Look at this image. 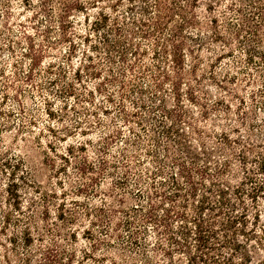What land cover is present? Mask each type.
<instances>
[{
    "label": "rangeland",
    "instance_id": "1",
    "mask_svg": "<svg viewBox=\"0 0 264 264\" xmlns=\"http://www.w3.org/2000/svg\"><path fill=\"white\" fill-rule=\"evenodd\" d=\"M67 1L70 0L60 2L62 9ZM163 1L171 10L163 20L164 27L157 34L160 41L156 45L153 38L140 35L150 26L143 27L137 20L141 18L150 23L154 19L155 0H97L98 8L87 10L93 16L99 10L106 12L110 27L113 26L111 18L118 19L122 28L118 49L125 53L126 62H121L115 55L112 64L107 61L108 49L102 37L108 33L110 38L113 34L108 27L93 32L90 24L94 17L89 16L88 26L81 16L80 20L72 23L80 14L69 11L65 19L68 38H64L56 20L59 10L44 12L37 7L39 1L36 0H32L33 5L25 4L23 0H3L4 4L0 3V68L4 69L3 75L0 74V123H7V127H0V163L4 158L13 163L14 158L11 157H23L27 170L24 172L25 180L28 181L25 184L18 179V170L14 180L18 184L22 204L15 209L4 202L11 168L5 167L0 172V227H3L2 231L0 229V241L5 246L8 247L11 235L20 238L25 217L36 206L38 213L47 208L40 224L55 229V234L42 227V239L38 240L36 228L30 227L33 241L29 251L35 258H40L39 251L34 250L36 246H50L52 237L55 248L59 249L57 260L61 264H109L110 261L118 264H187L193 249L165 257L155 248L156 243L151 237L155 230L145 219H137L142 233L136 245L130 242L127 227H114L112 222H108L111 230L100 231L89 222L95 217L83 214L90 207H109L106 193L112 188H115L117 196L123 194L126 197L123 204L114 206L117 209L114 221L125 217L121 209L134 204L147 205L136 195L134 173L140 174L144 185L146 181L163 179L164 185L158 187L171 193L174 188L168 179L169 173H176L180 183L184 184V178L177 172L175 159H178L191 168L195 181L207 185L213 181L221 187L229 185L243 189L239 200L230 195L236 202V214L243 212L246 215L238 224V233L229 237L233 243H238V249L226 246L222 253L231 259L224 258L231 261L230 264H264V168H259L264 163V106L260 102L264 98V93L260 96V90L264 88V68H255L263 59L254 55L256 63L246 62L242 52L243 47H247L245 41L249 42V49L262 48L249 40L251 37L243 30L247 26L242 27L240 41L238 35L231 34L237 21L248 17L246 23L252 27L259 18L250 12L247 14L252 10L248 0H240L239 5L236 4L239 0H197L195 7H186L183 0ZM234 6H240L241 16L232 12ZM143 7L147 9L144 13L141 11ZM182 8L193 12V22L182 19L188 17ZM211 17H215L216 23L210 22ZM133 20L137 26L130 23ZM79 23H84L86 29ZM177 25H181L178 31L185 47H192L194 40L200 41L195 46L200 61L196 74H192L189 70L192 60L187 49L183 48L181 52L187 55L183 61L187 65H184L182 82L175 88L172 82V45L163 37L168 38L165 31L175 30ZM217 30L223 41L215 40ZM86 34H89V41L84 42L82 37ZM26 35L31 40L25 38ZM67 39L76 42L75 52L69 48ZM89 43L96 44L98 52L92 50ZM30 45L44 50L42 63L37 61L31 65L30 56L34 52ZM83 52L91 55V64L99 70V77L87 74L93 68L86 67L88 61L83 60ZM48 62L51 68L46 67ZM115 65L121 73L107 71ZM129 65H132L131 69H128ZM30 68L32 80H23ZM158 68L166 72L168 79L159 77L160 85L155 87L151 75ZM107 78H116V81L110 82ZM4 79H10L14 88H21L20 92L13 87H1ZM123 93L126 95L121 100ZM108 95L111 100H107ZM16 98L23 101V109H19ZM131 99L142 106L132 103ZM119 103H123L126 112L136 113L129 122L120 118ZM137 117L142 118L143 126ZM20 123L26 126L22 131L18 129ZM165 128L171 129L167 138L164 137ZM115 130L120 133H115ZM220 132L228 135L229 143L219 138ZM107 135L112 138L108 139ZM133 140L138 144L135 149L128 145ZM165 145L169 152L164 150ZM124 151L131 154L128 160L131 172L123 185L115 187V179L122 173ZM238 153L245 155L244 163L238 160ZM102 159L107 161L109 168L101 165ZM82 160L91 163L93 168L80 172L78 166ZM227 160V170L217 174V170L222 168L220 163ZM202 166L207 171L205 179L193 170ZM157 167L165 172L152 179L153 175L148 170L155 171ZM80 182L84 183L87 191L76 189ZM198 187L202 192L203 186L198 184ZM253 187L260 189L256 191L255 198H251ZM211 195L212 199L216 198L215 194ZM153 198L159 206H167L163 198ZM188 199L194 201L193 197ZM4 213L9 214L8 222L2 221ZM70 214L74 217L71 222L67 220ZM83 229L92 231L97 248L91 247L92 240L83 238ZM115 229L117 234L114 235ZM109 245L116 249H110ZM121 247L126 250L119 251ZM151 249L155 251L151 252ZM19 251L24 249L19 246ZM84 251L93 258H82ZM148 251L152 253L150 263L142 260ZM4 252L0 247V254ZM76 259L80 262L76 263Z\"/></svg>",
    "mask_w": 264,
    "mask_h": 264
},
{
    "label": "trees",
    "instance_id": "2",
    "mask_svg": "<svg viewBox=\"0 0 264 264\" xmlns=\"http://www.w3.org/2000/svg\"><path fill=\"white\" fill-rule=\"evenodd\" d=\"M39 3L37 4V7L42 9L44 12H48L49 10H59L56 15V20L59 24V29L61 30L62 36L64 38H68V29L67 24L65 23V19L68 16L69 11H76L78 12L75 20H72V23H75V21L80 20V16L83 18V22L88 26V18L89 16L94 17L92 23L90 24V27L93 32H99L104 27H108L110 31L113 34V37L108 38V33L103 36V40L105 41V46L108 49L105 53L107 54V61L109 64L113 63V57L117 55L121 62H126V56L125 53L122 50L118 49V45L120 44V36L122 35V28L118 22V19L111 18L113 26L110 27L108 25L107 21L110 19L109 15L99 10L97 11V15L93 16V14H89L87 10L98 8L97 6V0H70L67 1V3L64 4V8L62 9L60 2L62 0H36ZM168 1H175V0H168ZM185 2L186 7H190L193 5L195 7V2L197 0H183ZM249 1V7L252 10H248V13L254 14L256 18H259V22L255 23L252 27L247 25L246 19L248 17H244L242 19L243 21H237L236 22V28L232 30L231 34L233 36L241 37V30L242 27L244 32H247L250 41H253L255 43H258V45L262 48L260 50L255 49H249V42L245 41L244 43H247V47H243V53L245 54V61L250 63H256L253 56L256 55L260 59H263L262 63L259 64L257 67L264 68V0H248ZM25 4L33 5L32 0H23ZM1 5L4 4L3 0L0 1ZM237 5L240 4V0L236 2ZM235 5V4H234ZM155 7V16L154 19H151L150 23H146L144 19H137L139 22V25L143 27L150 26V29L145 30L140 33L141 36L145 38H153L154 41H152L155 45L157 42H159V36L157 35L163 30V20L169 16L168 12H170L171 7L165 5V2L163 0H155L154 2ZM146 7H143L141 9L142 13L146 11ZM182 10L187 14L188 17H182V19L186 22H193L194 20L192 18V11H186L184 8ZM232 12L236 13L238 16L242 14L240 6L232 7ZM6 13V11H4ZM4 14V13H3ZM7 14V13H6ZM74 16V15H73ZM242 17H240L241 19ZM133 20L130 23H134ZM210 22L216 23L215 17L210 18ZM79 23V25H83V29L85 30V24ZM1 25V24H0ZM135 26H137L136 23H134ZM73 26V25H72ZM181 25H177L176 29H169V31H165L164 34H167L169 37H163L164 39L170 40L169 42L172 45L171 49V63H172V71L174 72L173 76V85L175 88L179 85L181 79L183 78L185 69L184 65H187L183 60V57L186 54L183 55V48L185 47L184 40L182 39V35L179 33L178 28H180ZM73 30H75V27H72ZM248 28H250V31ZM81 30V29H79ZM128 31V30H127ZM76 34V32H73ZM106 33V32H105ZM128 34L130 32L128 31ZM181 36V37H180ZM214 37L216 41H223L222 34L217 30L214 33ZM25 38L30 39L29 35H26ZM69 41V48H71L72 52H75V46L76 42L71 41V39H67ZM200 40V39H199ZM82 41H89V34L83 35ZM151 42V43H152ZM195 44L192 45V47H185L187 51L189 52V56L192 60V63L190 64V72L192 74H196L199 66L200 61V55L196 53L197 48L195 46H198L200 44V41L194 40ZM243 43V44H244ZM89 46L92 48V50H95L98 52L97 45L89 43ZM30 50H32L34 53L31 54V65H35L38 61V63H42V54L44 52L43 49H34L33 45H30ZM165 50V49H164ZM255 51L256 54L252 53V51ZM83 55V60L86 59L88 61L86 67L93 68L89 69L88 75L96 78L99 77V70L96 69L97 67L93 66L91 64V55L87 52L81 53V56ZM77 56V55H76ZM118 59V60H119ZM116 64V63H115ZM51 64L48 62L47 68H51ZM113 66V65H112ZM100 68V67H99ZM107 68V71L109 72H116L119 73L120 70L119 67H111ZM114 68V69H113ZM132 65H129L128 69H131ZM3 68H0V74L3 75ZM121 73V72H120ZM76 78H79V74L76 71ZM248 74V72H246ZM32 68H30L26 74L23 77V80L31 81L32 80ZM112 76V74H111ZM159 77L167 78L168 75L166 72H161V70L158 68V71H154L153 75H151L152 80H154V86L158 87L160 85L159 83ZM110 82H115L116 78H107ZM17 86V85H16ZM1 87H5V89L9 87L14 88V84L10 79H4L1 83ZM15 91L20 92L21 88L15 87ZM260 96H263L264 88H261L260 90ZM16 94V93H15ZM125 93L121 96L125 98ZM16 97H19V94L15 95ZM240 101H243V99L239 98ZM17 100V105L19 106V109H23V101ZM107 100H111V96L108 95ZM132 103H135L137 106L141 107V104H137L134 100L131 99ZM262 105L264 106V98L260 100ZM121 104V103H119ZM123 104V103H122ZM120 105L119 108H121L122 115H120V118L123 121L129 122L131 116H135L136 113H128L123 108V105ZM1 113V112H0ZM140 119V125L143 126L141 123L142 118L137 117ZM77 123H80V121H77ZM0 127H7V123H0ZM24 128H26L25 125L22 123L19 124L18 129L22 131ZM115 133H120L118 130L114 131ZM164 137H168L171 129L165 128L163 130ZM108 139L112 138L111 135H107ZM221 139H224L225 143H229V137L226 133L220 132ZM134 141V140H133ZM236 142L235 140H233ZM128 145H130V148H134L138 146V144L134 142H129ZM129 150V149H127ZM132 150V149H130ZM164 150L169 152V149L167 145L164 146ZM130 153H122L123 161L122 162V173L121 175L115 179L116 186L123 185L124 180H126L127 175L131 172L130 165L128 164V160L130 159ZM133 156V155H132ZM14 158V162L12 163L10 159L4 158L0 165V172H3V168L10 167L9 172V179L10 181L7 183V186L5 188L6 197L4 199L5 203H8L11 207L15 209H19L22 202L19 200L21 198V195L19 194L18 184L15 182L14 177L18 170H20V173L17 175L18 179L21 180V182H24L25 184H28V181L25 180L26 176L24 175V172L27 173L26 170V164L24 162L23 157L17 155ZM178 159H175L179 176L184 178V184L180 183V181L177 178L176 173H169L168 179L172 184V187L174 188V191L171 193H167L158 187V185H164V181L161 179L159 181H146V184L144 185L143 180L141 179L140 174L134 173V181L133 184L137 185L136 187V195L139 198H142L147 205H131L130 207H127L126 209H121L123 212V215L125 216L123 219H115L114 221V214L117 212V209L114 208L115 205L123 204L125 202V195L116 194L115 188L111 189L109 192L106 193V199H108L110 205L109 207L98 206V207H90L84 211V216H91L93 215L95 218L90 220L89 222L96 225L100 231H109L111 230V227H109V223H113L114 227L118 226H125L127 227L129 234L128 237L130 238V242H134L136 245L137 242L140 240V233H142L140 223L137 222V219L151 222L152 227L154 228V232L151 234V237L154 238V242L156 243V247L161 251V254L165 257H169L173 255L176 252L184 253L185 251H189V249H193L194 253L191 254L188 258L187 264H230L231 261L227 262L229 257H225L222 253V248L228 246L229 248L238 249V243H233V241L229 238L233 233L237 234L238 231V224H241L243 222V219L246 217L245 213L241 212L240 214H236V202H234L230 195L233 194L237 199L239 200L241 198V194L244 192L243 189H241L240 186H232L229 187V185H224V187H221L217 182H209V185L205 184L202 181H195L193 179V174L191 168L187 167L185 163H181L180 161H177ZM238 160L242 163L245 162L246 157L243 153H238ZM100 163L104 167H108L110 165L107 164L106 160H100ZM222 168H219L217 170V174L222 173L223 170H227V167L229 166L228 160L220 163ZM92 164L82 160L80 163V166H78V169L80 172L85 173L86 171H89L92 169ZM109 168V167H108ZM259 168H264V163H261V166ZM197 174L201 178H206L207 171L204 166L202 167H196ZM150 174H152V179L160 174H163L165 171L163 168H156L155 171L148 170ZM93 179V178H91ZM198 184H201L203 186L202 192L199 190ZM145 186V187H142ZM147 187V189H146ZM76 189L81 192L82 190L87 191V188L84 187V183L80 182L79 186L76 187ZM146 189V190H145ZM260 190L258 187H253L252 189V195L251 198L257 197L256 191ZM179 191H184L183 194L179 193ZM215 194L216 198L212 199V195ZM1 195V194H0ZM193 197L194 201H190L188 197ZM196 196V198H195ZM1 197V196H0ZM153 197H159L163 198V202L167 203V206H159V203L155 201ZM45 199V197H44ZM1 202V201H0ZM104 204V202H103ZM106 204V203H105ZM161 210V213H157L158 210ZM119 212V210H118ZM47 213V208L45 210L37 212L36 206L35 209H32L30 214H28L25 217V222H23L22 228H21V236L19 239H17L16 235H11L8 237V247L5 246V244L0 241V247L3 248L5 251L4 253L0 254V264H61L57 258L59 254V249L55 248V239L50 237V246H46L45 248H42L40 246H36L34 250H38V256L40 258H35L32 256L31 252L29 251L31 245H32V236H31V229L36 228V232L38 233V237L36 239L41 240L42 234L40 232V229L43 227L47 231H50L52 235L55 234V229H49L45 225L42 226L40 224V221L43 220V216ZM138 213V215H136ZM62 215V213H60ZM73 214H70L67 218L68 221L73 220L74 217ZM3 219L2 221L8 222L9 220V214L4 213L2 214ZM138 217V218H136ZM16 221H20L19 218H15ZM144 221V220H143ZM71 222V221H70ZM109 222V223H108ZM3 227L1 226V231ZM83 232L85 235H83L84 239H87L88 241H91V247L97 248L96 246L98 243L93 239V233L90 229H83ZM117 234L116 229L114 230V235ZM21 242H19V241ZM21 244V245H18ZM19 246H21L24 251H19ZM109 248H114L113 245H109ZM118 249V248H117ZM126 250L125 247L119 248V251ZM155 251V249H151V252ZM10 254V255H9ZM88 251H84V254H82V258H93V255H88ZM152 253L149 251L145 253L143 256V259L146 263L151 262ZM13 258V259H12ZM225 258V259H224ZM76 263L80 262L79 259L75 260ZM14 262V263H13ZM109 264H118L115 261H110ZM133 264H139V263H133Z\"/></svg>",
    "mask_w": 264,
    "mask_h": 264
}]
</instances>
